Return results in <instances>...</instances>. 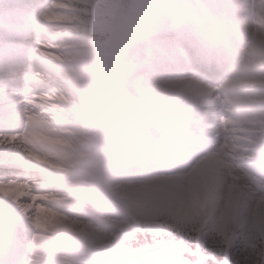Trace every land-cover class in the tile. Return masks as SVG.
<instances>
[{
	"label": "snow or ice",
	"instance_id": "obj_1",
	"mask_svg": "<svg viewBox=\"0 0 264 264\" xmlns=\"http://www.w3.org/2000/svg\"><path fill=\"white\" fill-rule=\"evenodd\" d=\"M0 264H264V0H0Z\"/></svg>",
	"mask_w": 264,
	"mask_h": 264
}]
</instances>
